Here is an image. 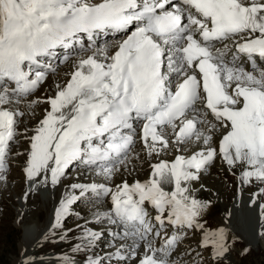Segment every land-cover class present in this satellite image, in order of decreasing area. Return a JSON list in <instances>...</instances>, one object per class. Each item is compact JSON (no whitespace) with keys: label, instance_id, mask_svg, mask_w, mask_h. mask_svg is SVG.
Listing matches in <instances>:
<instances>
[{"label":"snow or ice","instance_id":"snow-or-ice-1","mask_svg":"<svg viewBox=\"0 0 264 264\" xmlns=\"http://www.w3.org/2000/svg\"><path fill=\"white\" fill-rule=\"evenodd\" d=\"M130 28L126 38L99 48H85L80 39L87 34L94 44L97 32ZM76 43L80 55L66 84H57L55 94L43 101L28 100L48 71H56L48 65L46 71L33 72L32 66L39 69L40 57ZM258 60L264 62V0H0V181L7 179L10 142L21 135L26 115L12 106L22 103L28 109L50 106L26 137L30 149L23 168L29 182L42 176L45 186L60 183L77 160L96 166L97 174L109 179L119 166L138 160L133 152L137 120L148 157L183 152L191 141L202 143L191 155L151 164L143 183L125 181L115 191L105 184L71 185L81 196L111 193L112 212L97 217L111 220L114 214L125 227L121 239H132L131 245L121 246L128 255L117 250L115 259L139 256L138 264H179L172 256L184 230H203L200 221L211 207V201L191 194L192 182L209 171L217 156L230 169H242L241 184L264 185V64ZM217 133L218 148L212 146ZM79 198L65 194L53 228L61 226ZM146 202L157 212L155 226ZM259 214L264 220V204ZM167 226L174 229L171 235ZM99 235L86 231L83 238L92 243ZM259 235L264 237V230ZM201 246H211L216 259L224 257L231 249L229 230L204 231ZM88 264H102V259L89 258Z\"/></svg>","mask_w":264,"mask_h":264},{"label":"rangeland","instance_id":"rangeland-1","mask_svg":"<svg viewBox=\"0 0 264 264\" xmlns=\"http://www.w3.org/2000/svg\"><path fill=\"white\" fill-rule=\"evenodd\" d=\"M72 64H74V63L72 62ZM69 65H71V64H69ZM66 67H65V70H64L65 72H67ZM67 74L68 73H66V75ZM53 75L58 78L57 79V82H58L60 76L62 75V73H60V71H59V74H53ZM63 75H65V74H63ZM46 84L48 85V87L44 86ZM42 86H44V87H42ZM42 86L38 89V91L34 95H36L37 97H39L43 101L46 98H42V97H44V95H47L48 93H52V91L56 88L55 87L56 83H55V81L54 82H47V83H44ZM42 104L44 105L45 103H42ZM14 107H16V105ZM21 121H23V118H21ZM26 123H27V121H26ZM28 124H26V125L25 124H21L20 125L21 129H23L24 132H25L24 129H28L27 128V126H29ZM20 136H23V139L25 141H27L26 137H28L29 135H20ZM218 139H219V137H216V139H214L215 142ZM189 143H191V142H189ZM193 143H194V141H193ZM138 144L139 145L137 147V150H135V151H136V154L138 153L139 159L142 160V161H139L137 163L139 168L138 169H136V168L134 169L133 166H132V168H133V171H132L131 166H130V168H128L125 165L124 169L122 167H121V169H119V172L122 175H120V177H118L115 180H119V179L126 180L125 176L128 177V175L125 172H129V173L130 172L131 173L134 172V173H136L138 171L139 172L138 175L140 177L142 176V178H145L148 175L149 170H148V168H146L147 160L149 162L153 161V160L150 157L147 156L146 152L143 149V145H142V143L140 141L138 142ZM17 147L18 148L19 147L20 148L23 147L24 150H27V145L24 142L22 143V147L21 146H17ZM187 147H189V150L186 148L187 151L184 150L183 152L191 151L189 144L187 145ZM174 151H175L176 154L178 153L176 150H174ZM16 153L14 154L15 157L12 156L13 159L17 158L16 156H18V155ZM175 153L170 152V153H165V156H163V155L157 156V160H160V159L169 160V159H171V157ZM136 154H134V155H136ZM24 157L25 156H23L22 158H24ZM140 157H142V158H140ZM12 162H15V160L12 161ZM22 162H24V161H22ZM213 164H215V165L212 166L209 169L208 172L203 173L200 176V180L199 181L192 182V185H191L192 189L195 190V191H197L198 189L199 190L206 189L207 193H208L207 196L209 198H211V200H212V205L214 206V208L210 212L208 210L207 215H206V222L208 220L210 222L209 223L210 225L208 223H206L207 225H209V226H207L204 223V225H205L204 229H206L207 231H209V230L210 231H215V228L221 227V225L223 224V221L226 219V214L225 213L229 209L228 205L230 204V201H232V200L229 201L228 199H233L234 200L235 198H231V197H233V195L237 196V194L239 193V191L237 190V182H238V180H240L239 177H240V172L242 170L240 167H237V168H235V171H234L233 169L231 170L228 166H226V167H224L222 169L226 168L227 174H223V171H220L221 165H222L220 157ZM14 165H16L17 168L20 165L23 166L22 163L19 162V160L16 162V164L14 163ZM150 165H151V162H150ZM70 168L71 167H69L65 171V173H67ZM78 168H81V166H79ZM11 172L10 173H11L12 178H10L9 180H10V183L13 185V187H12V185H10V186L8 185L7 189L4 190V187H6V186H3V189L0 190V200H1L0 202H2L1 203L2 207H1V210H0V264H14V261L16 260V258L19 257L20 254H22L21 248L24 245V244L22 245V243L25 240V226H26V223L22 222L23 224L22 223L20 224V222L18 221L19 210H20V208L22 209V207H21V205L19 203H17L18 202L17 199H18L19 196L22 197V196L25 195L26 188L28 187V180L26 179V176L24 175V178L26 179L27 184H25V186H26L25 189H22V188H24V181H22L23 171H20L19 169H15V171L13 170ZM19 172H21V174ZM70 172H68V173L69 174H73L72 172L71 173ZM236 172H237L239 177L237 175H235ZM14 173H15V176H14ZM211 173H212V175H208V174H211ZM123 174L125 176H123ZM134 177H136V176H134ZM63 178L66 180V179H69L70 176H65ZM102 179H104V178H102ZM11 180H13V182ZM211 180H213V181H211ZM111 181L113 182L114 180H111ZM111 181H109V182H111ZM8 183H9V181H8ZM255 183H257V182H254L253 184H255ZM227 184H229V185H227ZM230 184H233L236 189L233 186H230ZM250 184H252V183H250ZM67 185L68 184H63L61 182L56 187L65 188ZM112 187H114V186H112ZM261 187H264V185L256 184V185H252L251 187L247 186V188H245L246 190H244V192H248V193L252 192L253 194L257 195L258 194L257 193L258 189L261 188ZM37 188H40V186L37 187ZM251 188H252V190H251ZM208 191H210V192H208ZM37 194L39 195V198H40L39 201L40 202L37 201V204H39V207L37 209H35L36 212L34 211L33 217L35 218V220H37L38 216H39L41 220H44V221L46 220L47 221V218L51 214L50 213L51 212L50 208H51V205H52V199L55 196H54V194L50 195L49 201H47L45 203V202H43L44 198L41 197V195L38 192H37ZM243 195H245V194H243ZM30 198H31L30 202H36L33 193H31ZM86 198H88V197H86ZM90 199H92V197L88 198L86 203L78 202L77 204L73 205V206H78L80 208V215H77L76 212L73 211V214L75 216L74 215H72L71 217L70 216L69 217L68 216H64L63 217L64 218L63 219V221H64L63 224L64 225H69L71 223V225H74L75 223H78L81 220V218L87 220V222H86L87 224L91 223V219H88L86 217V215H88V212L86 211V212L83 213V211L85 209L84 207L88 206V204L90 203L89 201H91ZM104 200L102 201L104 203V207H103V204H101V203H100V205H98V208H99L97 210L98 213H102L103 212V208H105L106 201L104 202ZM215 200H217V201L215 202ZM30 202H27V201L24 202V204L26 203L24 205L25 209H26L27 206L29 207V203ZM263 204H264V201H263ZM54 209H56V208L54 207L53 210ZM72 209H73V207H72ZM92 209H94V208H92ZM54 214L55 213H52V216H54ZM236 220H237V224L238 225L240 223L242 226H244L242 224L241 215H239V213L237 215ZM66 221L68 222V224L65 223ZM204 221H205V219H202V223ZM245 221L248 222V223H251V220L249 221V219L247 217H246ZM86 223L81 224V225H83L85 227L86 226L87 227L99 226V224H101L103 222L98 223V224L91 223V224H88V225ZM106 224H108V223H105L104 225H106ZM231 224H232V222L229 224L232 231H229V232H231L233 235L230 236V234H229V244L231 245V249H230L229 253H227L224 257H221V259H216L215 257H211V254H214V250L211 247V251L208 252V256L211 259L210 260V262H211L210 264H264V237H260L259 234L255 235L252 232V230L250 232V231L246 230L244 227L242 228L241 225L240 226H241L242 234L240 235V233L239 234L237 233L238 231L237 232L233 231L234 229L231 226ZM81 225L75 226L68 234L63 235V239H61L62 237L56 238L55 236L52 237L51 240L49 238L48 241H45L46 244H44L42 246L43 250L41 252H39V254H42L44 257H47L49 254L52 253L48 249H53V247H55V246L60 247L59 248L60 251H63V250L66 251V252L70 251V249L73 246L72 243L74 244V242L77 240V238H74V237L71 236L68 240H72L73 242H71V245L69 247H64L63 244L66 243L65 237H67L69 234H71L72 231H74L76 228L80 227ZM105 228H107V226ZM204 229L203 230L197 229L196 231H198L199 233H191L190 235H186L185 237H196L197 236L198 237V241L200 239V242H202V239H203L202 235L204 233ZM242 229H244V230H242ZM36 230H37V228H36ZM68 230H69L68 228L64 229L65 232H67ZM192 231H194V230H192ZM169 232H170V230H169ZM78 233H80V232H77L76 234L78 235ZM251 235H253V236H251ZM234 236L235 237L239 236V237L243 238L242 244H239L238 242H236L237 240L235 241V243H233L232 242V237H234ZM254 236H256V237H254ZM252 237H253V239H252ZM41 238H42V236L40 237V239ZM99 238L101 239V237H99ZM107 239H109V237ZM102 240H103V238L101 239V241ZM252 240H254V241L252 242ZM195 241H196V239H190V240H188V243H194ZM96 242H98V241L95 240L90 245L94 246L96 244ZM119 243L120 242H117L115 244V246H110V249H114L116 247V245H118ZM188 243L183 242L182 243V247L187 246ZM49 244L52 245L51 248H47ZM28 245H24V246H26V248H27ZM103 245H105V244H103ZM103 245H97L98 247H100L99 253H101L100 251L103 249ZM121 245H123V244H121ZM79 246H80V244H79ZM118 248H119V245H118ZM61 249H63V250H61ZM80 249L82 250V246H80ZM245 249H248L247 253L246 254H242V252ZM32 250H33V246H32ZM207 250H209V248H207ZM26 251H27V249H26ZM39 254L36 255L35 258L38 259V260L39 259L43 260L42 255H39ZM68 254H70V252H68ZM222 260H225L226 263L222 262ZM122 261L124 262V260H122ZM228 261H231L232 263H227ZM24 262L26 264H28L27 261H24ZM198 262L200 264H208L209 263V259L208 258H203L200 261H196V264H199ZM38 263L40 264V262H38ZM18 264H20V263H18ZM42 264H46V262H43Z\"/></svg>","mask_w":264,"mask_h":264},{"label":"bare ground","instance_id":"bare-ground-1","mask_svg":"<svg viewBox=\"0 0 264 264\" xmlns=\"http://www.w3.org/2000/svg\"><path fill=\"white\" fill-rule=\"evenodd\" d=\"M107 38L108 37H102V35H99L98 36V38H97V43H100V42H104V41H106L107 40ZM81 39V38H80ZM115 39V38H114ZM82 41H83V44H84V46L85 47H89L91 44H93V42H90V41H88V40H86V39H81ZM114 41H117L116 39L114 40ZM114 41H112V42H114ZM112 42H108V44H111ZM229 42V41H228ZM227 42V43H228ZM101 44H103V43H101ZM76 46H77V52H78V55H80V44L78 45V44H76ZM93 46V45H92ZM93 47H95V46H93ZM217 47H223V45H221V44H217ZM232 51H235V49L233 48L232 49ZM87 54H90V53H86L85 55H87ZM77 55V56H78ZM77 56H75V58H74V61H72L73 63H75V61H76V59H77ZM229 59L231 58V53L229 54V57H228ZM72 62L71 63H69L68 61H67V65H68V67L70 66V67H72L71 65H72ZM241 62L242 63H244L245 61H244V58L243 57H241ZM258 63H261V64H264V62H260L259 60H258ZM69 64H71V65H69ZM66 67V66H65ZM65 67L61 64L60 65V73H62V75L60 76V78H59V81L57 82V77L56 76H54L53 74L51 75H49L45 80H44V82L43 83H47V82H54L55 81V83H56V85L57 84H60L61 86H63L64 84H66V82H67V80L69 79V74H70V72H69V68H67L66 67V70H67V72H65L64 70H65ZM246 67H247V69H251V65L250 64H247L246 65ZM73 68V67H72ZM73 70V69H72ZM71 70V71H72ZM57 71H58V69H57ZM59 71H58V73L57 74H59ZM66 73H68L67 75H66ZM63 74H65V75H63ZM59 77V76H58ZM42 83V84H43ZM45 87H48V85L46 84V85H44ZM44 86H42V87H44ZM40 87H38V89H39ZM53 88V87H52ZM38 91V90H37ZM36 91V92H37ZM55 92H56V88L52 91V95L51 96H53L54 94H55ZM48 95H49V93L47 94V95H44V97H42V98H46V97H48ZM37 99H39V100H41L42 101V99H40L39 97H37L36 95H30L29 97H28V100H37ZM15 105H13L12 107H14ZM16 107H17V105H16ZM18 107L21 109V110H23V111H25V113H26V115L23 117V120H26L27 121V124L29 125V127H33V126H36V125H38L39 124V121L44 117V115H45V112H46V110H48L49 108H50V106L47 104V103H45L44 105L42 104V103H39V104H37L33 109H28L27 108V105H26V103H22V104H20V105H18ZM45 108V109H44ZM32 113H35V115H33ZM38 119V120H37ZM208 119L209 120H211V119H213L212 118V116L211 115H209V117H208ZM37 120V121H36ZM139 120H137V121H135V123L136 122H138ZM21 125V124H20ZM20 125H19V127H20ZM134 127L137 129V126L136 125H134ZM21 128V127H20ZM28 128V127H27ZM25 130V129H24ZM29 130V129H28ZM22 131H23V129H22ZM24 132V131H23ZM21 135H29L30 136V132L29 131H27V133H21ZM216 137H219V133H217V135L214 137V139H216ZM220 138V137H219ZM140 141V139H139V136H138V134H137V142H136V150H137V147H138V142ZM26 143V145H27V150H24L23 149V147H22V143ZM191 142H193V141H191ZM219 139L218 140H216V142H215V140H213V144H212V146L213 147H217L218 148V146H219ZM197 144H199L198 142H197ZM11 145H14V147H15V149H13V151L11 152V154H15L16 152L17 153H22L23 155H18V156H16L17 158H16V160L18 161L19 160V162L21 163L22 161H24L25 162V164H23V166H19L18 168L16 167V165H14V162H12V163H9L8 162V171L6 172L7 173V175H5V173H3L6 177H7V179H6V181H0V183H4V186H6V187H4V190H6L7 189V187H8V185L10 186L11 184L10 183H8V181H9V179L10 178H12V176H11V171H15V169H19L20 171H22L23 170V168L25 167V165H26V159H27V154H28V151H29V149H30V143H29V140L27 139V141H25L24 139H23V136H19V137H17L16 138V142H10V146ZM17 146H21L22 148H18ZM18 149H17V148ZM26 147V146H25ZM142 147V146H141ZM187 149H189L188 147H186ZM186 148H185V150H186ZM16 153V154H17ZM14 154H13V156H14ZM138 154V153H137ZM175 155H177L176 153L173 155V157L171 158V159H169V160H172V159H174V157H175ZM23 156H25L24 158H22ZM15 157V156H14ZM140 158H142V157H140ZM12 159V161H14V159L13 158H11ZM139 161H142V160H140V159H138V160H133L132 161V164L131 165H126V167H128V168H130V166H131V169H132V171H133V168L135 169H138L139 167H138V165H137V163L139 162ZM158 161V160H157ZM81 163V162H80ZM74 164H76V162H73L69 167H72ZM132 166H133V168H132ZM227 166V164L225 163V162H223L222 161V167L221 168H224V167H226ZM121 167L124 169L125 168V165L124 166H119V169H121ZM81 168H83V165H81ZM68 169V168H67ZM226 169V168H225ZM82 171H83V173L84 174H82V177H81V179L82 180H86V179H88L89 177H91V175H92V173H90L89 171H86V169H81ZM18 171V170H17ZM16 171V172H17ZM66 171V170H65ZM128 171V170H127ZM11 172V173H10ZM69 172V171H68ZM65 173V175L63 176V177H65V176H70V178L69 179H64L63 177L61 178V180L63 181V183H70V182H72V181H75L76 180V177L73 175V174H69V173ZM136 172V171H135ZM20 174H21V172H19ZM127 175H128V177L127 176H125L124 174H123V176H125L126 177V181L129 183V184H133V183H135L137 180H139L140 182H145V181H147L148 179H149V177H150V173H151V169L149 170V173H148V175L145 177V178H142V176L140 177L138 174H139V172L137 171L136 173H129V172H125ZM19 175V174H18ZM120 175H122L120 172H119V170L118 171H116L115 173H114V175L111 177V179H109V178H107V177H105L104 175H98L97 173L95 174V177L97 176V178L98 179H102V178H104L105 179V181L107 182V183H103V184H105V185H107V184H109V181H111V180H115V179H117L118 177H120ZM14 176H15V173H14ZM117 176V177H116ZM134 176H136V177H134ZM19 178V177H18ZM133 179V180H132ZM39 180V181H38ZM37 181H38V183L39 182H41L42 184H44L43 183V177L41 176V177H37ZM211 181H213V180H211ZM112 182V181H111ZM110 182V183H111ZM40 183V184H41ZM96 183V182H95ZM97 184H102V183H97ZM112 184H114V183H112ZM48 185L50 186L49 187V193L48 194H46V195H41L39 192V194L41 195V197H43L44 198V201L43 202H47V201H49V197H50V195H52V194H54V196L56 197L55 198V200H57V196H58V193L57 192H55L54 190H55V188L54 187H52L51 186V184H50V181H49V183H48ZM119 185H121V184H119ZM113 186V185H112ZM116 187H117V185H114V187H112V190L113 191H115L116 190ZM23 189V188H22ZM31 187H28L27 188V190L25 191V194L27 193L28 194V198H27V202H30L31 201V198H30V195H31V193H33V195H34V197H35V200H36V202H30L29 203V208L28 209H21V210H19V215H18V221L20 222V224L22 223V222H24V223H26V224H28V223H30L29 225H27V231H26V233L27 234H25V240H24V242L22 243V245L24 244V245H28L27 246V248H26V246H22V248H21V250H22V254H20V256L19 257H17L16 258V260L14 261V264H18V263H20V264H26L24 261H27V263L28 264H39L38 262V259H36L35 258V256L36 255H38L39 254V252H41L42 250H43V248H42V246L44 245V244H46V242L45 241H48V239L50 238V240H51V238L52 237H56V238H60V237H63V236H58V233H59V231L61 230V227H57V228H53L52 226L54 225H52L51 223H53L54 222V218H55V214H54V216H52V213H55V209L53 210V211H51L50 213V216L47 218V221L45 220H41L40 219V217L38 216V219L37 220H35V218L33 217V215H34V211L36 212V210L35 209H37L38 207H39V204H37V201H39L40 200V198H39V195L37 194V192L36 191H34L35 189H31ZM28 190H30V191H28ZM52 191H54L53 193H52ZM66 194H68L71 190H68L67 189V187H66ZM193 191H195V190H193ZM208 192H210V191H208ZM193 196H195L197 199H200V200H202V201H211V207H210V209H209V212L210 211H212V209L214 208V206L212 205V200H211V198H209L208 196H207V190L206 189H202V190H197V191H195V192H193V193H191ZM240 194V193H239ZM239 194L235 197V199L234 200H232V201H230V204L228 205L229 206V209L226 211V219L223 221V224L221 225V227H225V228H227L229 231H232L231 230V227H230V223L232 222V224H231V226L233 227V231H238L237 233L239 234L240 233V235L242 234V231H241V224L239 223V225L237 224V220H236V218H237V214L238 213H240L239 211H238V209H240L243 213H248V214H251V216H252V221H251V224L252 225H254V224H256L257 223V218H256V211L255 210H253V211H248L247 209H246V207H242V208H240V206L243 204V203H247L248 201L249 202H251L252 200H253V198H251V197H249V196H246V195H240L239 196ZM38 196V197H37ZM64 196H65V194H64ZM213 196V195H212ZM24 197V196H23ZM86 197H92V199H90L91 201H89L90 203L88 204V206H86V207H84L85 209H84V211H83V213L84 212H88V215H86V217L88 218V219H91V223H93V224H98V223H101V222H104V220L105 219H107L106 217H104L103 215H100L99 217H97V213H98V205H100V203L101 204H103V207H104V203L102 202L104 199V202L106 201V204H105V208H103V212L102 213H100V214H103V213H110V212H112V209H113V205H112V200H111V198H106L105 197V195H100V196H97L95 193H92V192H88V193H86L85 195H83V196H81L77 201H75L74 203H73V205H75V204H77L80 200H83V199H86ZM3 199V198H2ZM18 201H19V199H17ZM1 201V200H0ZM21 202L22 203H24L25 202V200L24 199H22L21 200ZM40 202V201H39ZM1 203L2 202H0V207H1ZM44 203V204H45ZM26 204V203H25ZM24 204V205H25ZM150 206V204H148L147 202H146V204H145V207H149ZM251 206H253V204L251 203ZM79 208V207H78ZM92 208H94V209H92ZM80 209V208H79ZM25 210L27 211V213H25ZM73 211H75L74 209H72V205L70 206V209H69V213L66 215V216H72V215H74L73 214ZM228 213H231V216H228ZM47 214V213H46ZM40 215V214H39ZM114 215V214H113ZM151 216L153 215V214H150ZM206 215H207V213H205V215L203 216V218L202 219H205V221L203 222V223H210L208 220H207V222H206ZM37 216V215H36ZM75 216V215H74ZM115 216V215H114ZM225 217V216H224ZM239 217V216H238ZM117 218V217H116ZM119 219V218H118ZM202 219H201V223H202ZM246 219V218H245ZM239 220V219H238ZM151 221H152V223L154 222L152 219H151ZM250 221V220H249ZM90 222V221H89ZM66 224H68V222L66 221L65 222ZM70 223V222H69ZM91 223H88V224H91ZM248 223V222H247ZM23 224V223H22ZM34 224L36 225V227H34ZM51 224V225H50ZM71 224V223H70ZM87 224V223H86ZM87 224V225H88ZM249 224V223H248ZM99 225H101V224H99ZM207 225V224H206ZM210 225V224H209ZM208 225V226H209ZM241 225V226H240ZM106 227V226H105ZM244 226H242V228H243ZM247 227V226H246ZM36 228H37V230H36ZM112 229L113 230V232L114 233H116V231H115V229H113L112 228V226H107V228H105V229ZM220 228V227H219ZM245 228V227H244ZM218 228H215V230H217ZM89 230V227H85V226H83V225H81L80 227H78V228H76L74 231H72L71 232V234H69L67 237H65V240H66V243H64L63 244V246L64 247H69L70 245H71V242H73L72 240H68L71 236L72 237H74V238H77V236L81 233V232H85V231H88ZM174 229H172V231H173ZM192 230H194L195 231V229H192ZM242 230H244V229H242ZM252 230V229H251ZM77 232H80V233H78V235L76 234ZM184 232H186L185 230H184ZM247 232V231H246ZM251 232V231H250ZM252 232L256 235V230H252ZM97 233H99L98 231H97ZM107 233H108V231L107 232H103L102 234H100L99 235V237H101V239L103 238V240L101 241V239L100 238H98V239H96L98 242H96V246L94 245V246H92V245H90L91 243H89L88 242V240H86V239H84L83 241H82V243H80V246H82V249H84V250H89V249H91V251H92V253L93 254H91L88 258H91V257H93V256H95L96 254H98L99 253V250H100V247H98L97 245H103V244H109L110 243V240L109 239H107L108 237H106V235H107ZM229 234H230V236H232L233 234L231 233V232H229ZM28 235V236H27ZM42 236V238L40 239V237ZM251 236H253V235H251ZM239 239H237V241L236 242H238L239 244H242V242H243V240L241 239V237H239V236H237ZM254 237H256V236H254ZM259 237V236H258ZM261 237V236H260ZM81 238V237H80ZM80 238H79V240H80ZM62 239V238H61ZM129 240L128 241H126L125 243H123V245H125V246H127V245H131L132 244V239L129 237L128 238ZM191 239H196V238H194V237H192ZM252 239H253V237H252ZM255 239V238H254ZM258 239V238H257ZM188 240H190V239H187L186 241H184V242H186V243H188ZM254 240H252V242H253ZM183 243V242H182ZM182 243L180 244V248H183L182 247ZM32 244V245H31ZM189 244V243H188ZM72 245H73V243H72ZM32 246H33V250H32ZM104 246V245H103ZM121 244L119 245V248H117L114 252L113 251H111V252H109V253H107V254H105V255H101L100 257H101V259H102V264H107L106 262H105V259L106 258H108V257H111V256H113L116 252H117V250H122L123 252H124V255H128V251L127 250H124V249H121ZM52 247V245L51 244H49L48 245V247L47 248H51ZM60 247H58V246H55V247H53V250H57V251H60V249H59ZM208 248H210L211 249V247L209 246ZM25 249V250H24ZM26 249H27V251H26ZM29 249V250H28ZM61 250H63V249H61ZM62 252H66V251H62ZM68 252V251H67ZM70 255V254H69ZM83 258H85V257H83ZM89 260V259H88ZM88 260H86V261H84V262H82V261H76V262H73V263H71V264H88ZM126 261H128V260H126ZM126 261H122V260H119L118 262L119 263H117V264H124ZM199 263V262H198ZM41 264V263H40ZM114 264V263H113Z\"/></svg>","mask_w":264,"mask_h":264}]
</instances>
